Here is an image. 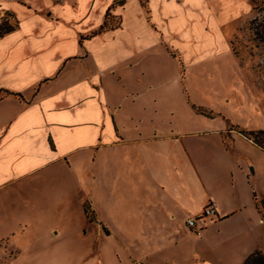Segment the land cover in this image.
I'll list each match as a JSON object with an SVG mask.
<instances>
[{
	"label": "crops",
	"instance_id": "0c3cea01",
	"mask_svg": "<svg viewBox=\"0 0 264 264\" xmlns=\"http://www.w3.org/2000/svg\"><path fill=\"white\" fill-rule=\"evenodd\" d=\"M115 1L0 0V22L16 26L0 38V195L48 184L55 216L75 220L81 244L60 264L264 256V196L223 140L230 124L257 123L223 51L247 0ZM108 10L117 24L87 37ZM210 200L217 220L190 230Z\"/></svg>",
	"mask_w": 264,
	"mask_h": 264
},
{
	"label": "rangeland",
	"instance_id": "374dc122",
	"mask_svg": "<svg viewBox=\"0 0 264 264\" xmlns=\"http://www.w3.org/2000/svg\"><path fill=\"white\" fill-rule=\"evenodd\" d=\"M246 4V10L230 25L227 46L223 51H229L236 60L244 90L259 109L257 119H254L257 123L254 125L256 128L248 126L249 123L234 126L223 140L227 144L235 142L241 162L254 171L257 193L264 196V149L239 133L264 130V47L254 40L250 30L253 19L256 18L258 24L264 22V0H247ZM108 21L112 24L117 22L112 17ZM10 23L14 25V19H10ZM236 99H239V94ZM48 188L46 183H24L17 191L0 195V264H60L63 259L74 261L82 254L75 220L55 216L57 210L47 198L50 194ZM28 195L35 199V210L27 208L25 197ZM263 204L264 201L259 208L264 212ZM63 224L65 229L61 237L54 238L49 234L52 228Z\"/></svg>",
	"mask_w": 264,
	"mask_h": 264
},
{
	"label": "trees",
	"instance_id": "16d2710c",
	"mask_svg": "<svg viewBox=\"0 0 264 264\" xmlns=\"http://www.w3.org/2000/svg\"><path fill=\"white\" fill-rule=\"evenodd\" d=\"M122 2H123L122 0H116L114 4L120 5L122 4ZM110 17H111L110 10H108L107 13L105 14V20L103 24L87 37L99 35L105 30H107V28H110L116 25L117 23L112 24L108 21ZM15 28L16 26L9 24L7 20H2L0 22V38H2L4 35L10 32H13ZM250 30L252 31L254 40L264 47V22H262L261 24H258L257 19L256 18L253 19L250 22ZM82 39H85V38H82ZM16 96L20 97L19 95H16ZM197 111L200 114L208 115L206 111L200 108H198ZM233 127L234 125L230 124L226 134H229V132L233 130L232 129ZM239 133L247 137L248 139H251L253 143L256 144L258 147L264 149V130H248V131H240ZM256 207L259 209L258 204H256ZM83 210H84V214L86 218L92 222L94 220V217L87 204H84ZM260 212L262 214V217L264 218V212L263 211H260ZM242 264H264V256L262 255L260 251H254L246 257V259L244 260Z\"/></svg>",
	"mask_w": 264,
	"mask_h": 264
},
{
	"label": "built area",
	"instance_id": "2783aa9c",
	"mask_svg": "<svg viewBox=\"0 0 264 264\" xmlns=\"http://www.w3.org/2000/svg\"><path fill=\"white\" fill-rule=\"evenodd\" d=\"M216 220V204L210 200L203 206L198 214L192 215L186 220V226L194 232H199Z\"/></svg>",
	"mask_w": 264,
	"mask_h": 264
}]
</instances>
